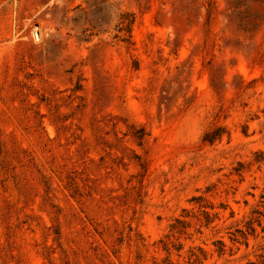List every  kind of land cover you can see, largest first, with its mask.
I'll list each match as a JSON object with an SVG mask.
<instances>
[{"label":"rangeland","instance_id":"obj_1","mask_svg":"<svg viewBox=\"0 0 264 264\" xmlns=\"http://www.w3.org/2000/svg\"><path fill=\"white\" fill-rule=\"evenodd\" d=\"M262 195L264 0H0V264H264Z\"/></svg>","mask_w":264,"mask_h":264},{"label":"trees","instance_id":"obj_2","mask_svg":"<svg viewBox=\"0 0 264 264\" xmlns=\"http://www.w3.org/2000/svg\"><path fill=\"white\" fill-rule=\"evenodd\" d=\"M261 199H262V204H263V207H264V195H262V197H261ZM257 214H261L262 215V212H256ZM257 222H259V220H257ZM259 224H260V222H259ZM251 227V229H253V231H254V228L252 227V226H250ZM249 227V228H250Z\"/></svg>","mask_w":264,"mask_h":264}]
</instances>
